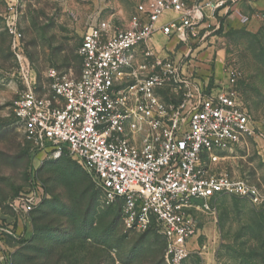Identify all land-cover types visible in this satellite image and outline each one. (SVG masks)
<instances>
[{"label": "rangeland", "instance_id": "rangeland-1", "mask_svg": "<svg viewBox=\"0 0 264 264\" xmlns=\"http://www.w3.org/2000/svg\"><path fill=\"white\" fill-rule=\"evenodd\" d=\"M142 1L0 0V230L9 253L5 264H166L158 233L125 227L117 204L101 203L92 175L67 153L55 158L31 148L12 114L14 100L27 86L46 92L48 68L79 75L77 48L90 24L107 20L124 26ZM231 7L223 16L215 12L199 35L203 39L189 48L160 32L152 36L157 55L178 60L184 76L196 84H225L229 70H236L234 89L257 132L223 151L215 169L248 183L258 200L222 194L210 201L209 211L194 210L200 230L183 264H264V6L242 2L238 9ZM174 17L167 12L159 24ZM157 93L173 103L182 97L169 88ZM30 179L42 195L32 211L18 217L8 203L29 187Z\"/></svg>", "mask_w": 264, "mask_h": 264}, {"label": "built area", "instance_id": "built-area-1", "mask_svg": "<svg viewBox=\"0 0 264 264\" xmlns=\"http://www.w3.org/2000/svg\"><path fill=\"white\" fill-rule=\"evenodd\" d=\"M227 1L238 0H144L124 26L90 24L77 48L79 75L48 68L45 93L29 85L13 102L30 147L76 160L95 180L101 203L120 204L125 227L162 237L166 264H183L190 255L200 230L194 210L209 211L222 194L258 200L248 183L215 169L223 151L257 133L234 89L238 72L229 70L225 84H196L152 45L155 32L185 45L201 41L207 20ZM167 12L175 17L159 24ZM164 88L181 92L180 101L161 98ZM41 195L30 179L9 209L26 215ZM8 259L0 238V264Z\"/></svg>", "mask_w": 264, "mask_h": 264}, {"label": "crops", "instance_id": "crops-1", "mask_svg": "<svg viewBox=\"0 0 264 264\" xmlns=\"http://www.w3.org/2000/svg\"><path fill=\"white\" fill-rule=\"evenodd\" d=\"M190 1H198V0H190ZM205 1H213V0H205ZM242 2H245L246 3V5H248V6H251V7H262V6H264V0H238V1H235V2H231V1H227V4H226V6H224V7H222V8H220L218 11H217V15L218 16H223V15H225L226 14V12H227V9L229 8V7H231V8H234V9H238V6H239V3H242ZM235 11H237V10H235ZM235 11L234 12H232V15L235 13ZM226 16H231V15H226ZM172 40H176L175 38H173ZM175 44H181V43H179L177 40H176V43ZM184 47H186V48H189V45H185V44H182ZM190 50V49H189ZM182 54H180V56H181ZM176 61H178V60H176Z\"/></svg>", "mask_w": 264, "mask_h": 264}, {"label": "trees", "instance_id": "trees-1", "mask_svg": "<svg viewBox=\"0 0 264 264\" xmlns=\"http://www.w3.org/2000/svg\"><path fill=\"white\" fill-rule=\"evenodd\" d=\"M223 19V18H222ZM62 154H66L65 152L64 153H62ZM99 191H100V189H99ZM101 192V191H100ZM117 204V206H118V208H119V215H120V204L119 203H116ZM32 211V210H31ZM121 217V216H120ZM148 231H150V230H148ZM153 231V230H152ZM155 232V231H154ZM3 237H1L0 236V238L1 239H3V241H4V243H5V237H4V235H2ZM5 245H6V243H5ZM7 261V260H6ZM5 264V263H4Z\"/></svg>", "mask_w": 264, "mask_h": 264}]
</instances>
